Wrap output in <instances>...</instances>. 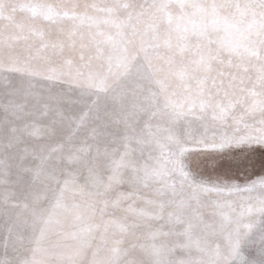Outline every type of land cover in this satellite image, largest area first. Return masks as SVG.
Instances as JSON below:
<instances>
[{
	"label": "snow or ice",
	"instance_id": "1",
	"mask_svg": "<svg viewBox=\"0 0 264 264\" xmlns=\"http://www.w3.org/2000/svg\"><path fill=\"white\" fill-rule=\"evenodd\" d=\"M0 264H264V0H0Z\"/></svg>",
	"mask_w": 264,
	"mask_h": 264
}]
</instances>
